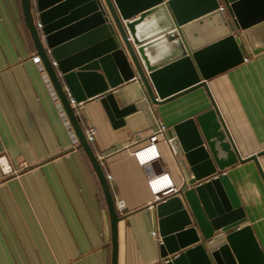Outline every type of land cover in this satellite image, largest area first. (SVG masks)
Wrapping results in <instances>:
<instances>
[{"label": "crops", "instance_id": "obj_1", "mask_svg": "<svg viewBox=\"0 0 264 264\" xmlns=\"http://www.w3.org/2000/svg\"><path fill=\"white\" fill-rule=\"evenodd\" d=\"M163 47L151 48L154 61L164 56L158 52ZM36 56L21 0H0V157L14 172L3 176L0 169V264H111L104 196L86 154L71 143L48 96L32 61ZM207 89L240 158L264 151V54L250 56L211 78ZM110 92L119 107L146 97L138 78ZM178 94L149 107L154 121L165 125L167 135L171 132L173 137L174 126L196 121L213 109L204 87ZM84 106L95 130L90 146L114 205L124 203L122 212H117L121 218L117 264H164L156 203L147 180L166 173L179 191L187 186L181 162L160 139L159 157L139 165L132 152L147 145L156 123L134 135L127 125L115 129L97 98ZM214 121L211 116L208 125ZM80 126L86 136L88 129L81 119ZM220 144L216 141L215 147ZM258 164L264 176V155ZM222 173L245 213L240 227L251 228L264 257V181L252 161L236 163Z\"/></svg>", "mask_w": 264, "mask_h": 264}, {"label": "water", "instance_id": "obj_2", "mask_svg": "<svg viewBox=\"0 0 264 264\" xmlns=\"http://www.w3.org/2000/svg\"><path fill=\"white\" fill-rule=\"evenodd\" d=\"M21 7L36 54L104 196L111 264H117L121 218L80 126L81 119L93 129L84 103L97 98L115 129L127 125L136 135L154 126L151 105L199 87L213 109L174 126V137L167 135L187 186L156 203L161 258L164 264H264L251 228L240 227L245 213L222 173L252 161L264 181L258 164L264 151L240 158L207 89L211 78L264 54V0H21ZM160 44L164 56L154 61L151 48ZM135 78L146 97L119 107L110 90ZM211 116L215 121L208 125Z\"/></svg>", "mask_w": 264, "mask_h": 264}, {"label": "built area", "instance_id": "obj_3", "mask_svg": "<svg viewBox=\"0 0 264 264\" xmlns=\"http://www.w3.org/2000/svg\"><path fill=\"white\" fill-rule=\"evenodd\" d=\"M169 0H163L164 3H166ZM220 8L222 10V5H220ZM37 28L40 29V25H37ZM33 63L37 66L38 71L41 75L42 82L46 88V91L48 93V96L50 100L52 101L54 107L57 110L58 116L60 120L62 121L63 126L66 128L68 137L73 144V146L78 147L79 142L77 139V136L71 126V123L67 117V114L61 104V101L56 93V90L54 89L52 82L45 70V68L42 65V62L38 56L32 58ZM53 66H55V63H53ZM67 95L69 96V93L67 92ZM70 99V98H69ZM72 102V101H71ZM156 130L148 137V143L144 147L132 152V156L135 158L136 162L139 165H145L150 163L151 161L155 160L159 157V154L157 152V142L160 139L165 140L167 143L169 142V139L167 138V131L168 128L163 125L160 121H156ZM95 134V130L91 129L88 130L86 134V140L90 144L93 141V137ZM0 169L3 174V176L11 175L14 173L10 166L7 165L6 160L3 156L0 157ZM107 179V178H106ZM147 186L151 192V194L154 197L155 203L164 202L166 198L169 197L172 193H176V189L173 187V184L171 182V179L168 174L161 173L158 175H153L147 180ZM116 212L121 213L124 209V203L122 201H118L115 206ZM155 235V233H153Z\"/></svg>", "mask_w": 264, "mask_h": 264}]
</instances>
